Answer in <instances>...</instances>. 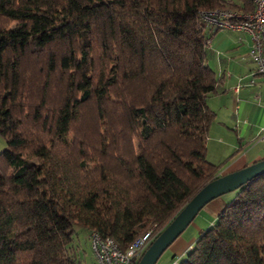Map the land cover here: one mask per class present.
Here are the masks:
<instances>
[{
  "label": "trees",
  "instance_id": "16d2710c",
  "mask_svg": "<svg viewBox=\"0 0 264 264\" xmlns=\"http://www.w3.org/2000/svg\"><path fill=\"white\" fill-rule=\"evenodd\" d=\"M213 8L253 4L0 0V264H79L73 224L121 251L153 239L218 176ZM233 191L177 264H264V172Z\"/></svg>",
  "mask_w": 264,
  "mask_h": 264
},
{
  "label": "crops",
  "instance_id": "0c3cea01",
  "mask_svg": "<svg viewBox=\"0 0 264 264\" xmlns=\"http://www.w3.org/2000/svg\"><path fill=\"white\" fill-rule=\"evenodd\" d=\"M208 36L207 64L221 83L205 99L215 114L206 136L205 158L213 164L223 162L218 171L222 175L264 157V77L254 73L246 54L247 35L219 28Z\"/></svg>",
  "mask_w": 264,
  "mask_h": 264
},
{
  "label": "built area",
  "instance_id": "2783aa9c",
  "mask_svg": "<svg viewBox=\"0 0 264 264\" xmlns=\"http://www.w3.org/2000/svg\"><path fill=\"white\" fill-rule=\"evenodd\" d=\"M251 2L253 9L250 13L241 14L228 8H213L199 11L198 18L207 26L226 28L247 35L249 45L246 54L253 63L254 73L264 77V0ZM206 43L208 45V40ZM234 90L237 91V88ZM87 239L95 264H130L133 258L139 259L152 240L151 232L147 230L121 251L110 238H102L95 231H89ZM171 264H175V261Z\"/></svg>",
  "mask_w": 264,
  "mask_h": 264
},
{
  "label": "water",
  "instance_id": "95a60500",
  "mask_svg": "<svg viewBox=\"0 0 264 264\" xmlns=\"http://www.w3.org/2000/svg\"><path fill=\"white\" fill-rule=\"evenodd\" d=\"M264 172V157L239 169L218 175L200 187L143 250L136 264H155L164 249L184 230L210 200L233 191Z\"/></svg>",
  "mask_w": 264,
  "mask_h": 264
},
{
  "label": "rangeland",
  "instance_id": "374dc122",
  "mask_svg": "<svg viewBox=\"0 0 264 264\" xmlns=\"http://www.w3.org/2000/svg\"><path fill=\"white\" fill-rule=\"evenodd\" d=\"M205 143H207L206 140ZM5 148V142L0 136V151ZM233 196L234 191H229L206 203L197 212L192 221L176 237V239L164 249L155 264H171L172 261H175V264H177L187 251V246L192 244L194 239L197 237L198 231L205 229L212 224L215 221L217 210L224 204L228 203ZM72 229L73 233L71 245L77 248V258L79 259V264H95L89 247L86 230L77 224H73Z\"/></svg>",
  "mask_w": 264,
  "mask_h": 264
}]
</instances>
